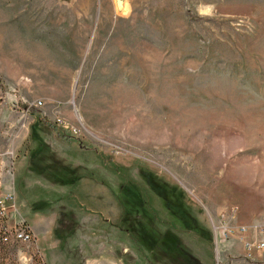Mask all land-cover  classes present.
I'll list each match as a JSON object with an SVG mask.
<instances>
[{
  "label": "rangeland",
  "instance_id": "374dc122",
  "mask_svg": "<svg viewBox=\"0 0 264 264\" xmlns=\"http://www.w3.org/2000/svg\"><path fill=\"white\" fill-rule=\"evenodd\" d=\"M0 218L16 264H264V0H0Z\"/></svg>",
  "mask_w": 264,
  "mask_h": 264
},
{
  "label": "built area",
  "instance_id": "2783aa9c",
  "mask_svg": "<svg viewBox=\"0 0 264 264\" xmlns=\"http://www.w3.org/2000/svg\"><path fill=\"white\" fill-rule=\"evenodd\" d=\"M39 104V102H38ZM222 228V236L225 238L232 231L231 228L225 226ZM241 233L249 232L252 234V239L244 243L245 248L248 251L256 250L258 252L264 253V227L261 226H252L250 228L240 227L238 229ZM29 239V235L25 231H20L15 233L13 240L26 242ZM6 240V238H4Z\"/></svg>",
  "mask_w": 264,
  "mask_h": 264
},
{
  "label": "trees",
  "instance_id": "16d2710c",
  "mask_svg": "<svg viewBox=\"0 0 264 264\" xmlns=\"http://www.w3.org/2000/svg\"><path fill=\"white\" fill-rule=\"evenodd\" d=\"M9 234L5 232L4 219L0 218V264H16L13 259L8 256L10 250L14 247L9 239ZM6 238V240H4Z\"/></svg>",
  "mask_w": 264,
  "mask_h": 264
},
{
  "label": "bare ground",
  "instance_id": "6f19581e",
  "mask_svg": "<svg viewBox=\"0 0 264 264\" xmlns=\"http://www.w3.org/2000/svg\"><path fill=\"white\" fill-rule=\"evenodd\" d=\"M115 1H117V3H119L120 0H115ZM124 6H125V5H124Z\"/></svg>",
  "mask_w": 264,
  "mask_h": 264
}]
</instances>
